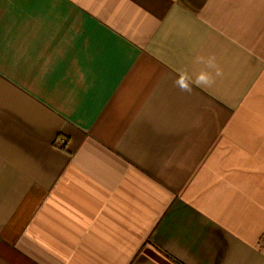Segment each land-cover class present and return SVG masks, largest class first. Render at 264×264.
<instances>
[{
	"label": "crops",
	"instance_id": "obj_1",
	"mask_svg": "<svg viewBox=\"0 0 264 264\" xmlns=\"http://www.w3.org/2000/svg\"><path fill=\"white\" fill-rule=\"evenodd\" d=\"M0 264H264V0H0Z\"/></svg>",
	"mask_w": 264,
	"mask_h": 264
},
{
	"label": "clouds",
	"instance_id": "obj_2",
	"mask_svg": "<svg viewBox=\"0 0 264 264\" xmlns=\"http://www.w3.org/2000/svg\"><path fill=\"white\" fill-rule=\"evenodd\" d=\"M207 63L209 64V66H212V60L209 59L207 61ZM217 75H219V71H217L216 73ZM212 76L210 73L202 71L198 74V76L196 77L194 83L198 86L201 87H205L208 86L212 83ZM178 86L182 89V90H190L189 88V83L186 81V79L184 77H181L178 81H177Z\"/></svg>",
	"mask_w": 264,
	"mask_h": 264
}]
</instances>
